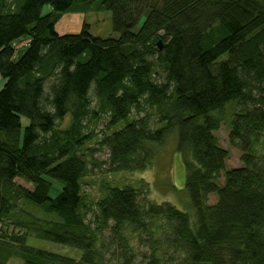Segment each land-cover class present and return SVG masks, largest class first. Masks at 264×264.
Here are the masks:
<instances>
[{"label":"trees","instance_id":"trees-1","mask_svg":"<svg viewBox=\"0 0 264 264\" xmlns=\"http://www.w3.org/2000/svg\"><path fill=\"white\" fill-rule=\"evenodd\" d=\"M92 11L113 14L118 39L92 36L87 23L57 34L64 15ZM0 76V264H135L133 241L147 248L144 264H264V0H0ZM232 104L229 143L242 166L227 170L214 133ZM133 112L145 116L119 129ZM103 117L98 146L113 174L151 169L153 148L177 132L193 217L104 184L86 221L85 152ZM28 237L82 256L37 250Z\"/></svg>","mask_w":264,"mask_h":264},{"label":"rangeland","instance_id":"rangeland-1","mask_svg":"<svg viewBox=\"0 0 264 264\" xmlns=\"http://www.w3.org/2000/svg\"><path fill=\"white\" fill-rule=\"evenodd\" d=\"M50 11V7L44 9V14ZM86 22L90 26V34L94 37L99 38H113L118 39L119 34L113 30V14L108 11H92L86 15ZM71 33H75L73 29L70 30ZM81 30L76 32L79 34ZM94 88V87H93ZM92 107L98 108V100L94 95V91L91 93ZM239 107L237 104H232L227 106L224 110V123L222 124L219 131L215 132L214 135L217 138L218 144L221 148L228 151L229 157L226 162V169L231 170L242 166L241 153L232 148L229 143L230 127L229 123L234 113L238 111ZM152 119L153 128L157 129L156 121L157 117L153 110L148 111ZM145 116L141 114L138 116L135 112L132 113V117L127 121L123 122L119 129L124 127L128 121L136 120L138 117ZM107 122V118L103 117L100 123L95 128V133L97 138L90 144H88V151L85 152L86 159L89 162L90 173L81 182L82 195L85 200L86 207L84 212L86 214V221L89 223H94L97 218V210L95 204L103 197L104 193L102 191L103 185L108 184L113 187H133L140 192L139 201L143 207H148L150 204H161L164 202L171 203L178 210L189 213L192 217L194 216V210L191 206V201L189 195L184 187L185 182V166L184 161L188 158H183L176 152L177 148V132H172L165 142L161 146H155L154 149V163L151 169L145 172L139 173H120L113 174L109 172L108 169V158L109 152L106 148H101L98 146L100 138L106 133L104 130V125ZM70 124V118H66L62 128H66ZM93 128V127H92ZM93 150H97L94 153V159L89 156ZM96 165H93L92 161ZM16 183L26 189L33 190L34 186L32 184L26 183L22 179H17ZM224 183V174L221 175L220 184ZM148 184V185H147ZM175 187V188H174ZM62 186L58 182H54V189L51 197L58 196L61 191ZM217 196L210 195L208 203L214 205L217 203ZM21 208L28 213L41 218L48 219L45 213L33 206L25 205ZM22 215H19L21 217ZM23 220H29L28 217H23ZM106 237H108V232H106ZM134 247L138 257L135 264H144L142 254L147 252V248L137 245L133 241ZM27 246L41 250L47 253H52L58 256L67 257L74 260H80L82 253L81 251L70 248L63 245L54 244L51 242H46L43 240L36 239L34 237L27 238ZM8 264H24L20 259L13 258Z\"/></svg>","mask_w":264,"mask_h":264},{"label":"crops","instance_id":"crops-1","mask_svg":"<svg viewBox=\"0 0 264 264\" xmlns=\"http://www.w3.org/2000/svg\"><path fill=\"white\" fill-rule=\"evenodd\" d=\"M86 15L87 14H80V13L64 15L62 19L60 20V22L55 27L57 34L59 35L76 34V32L81 30L83 23H87ZM72 29L76 32L71 33L70 30ZM5 83H6L5 79H3L0 76V91L3 89Z\"/></svg>","mask_w":264,"mask_h":264},{"label":"built area","instance_id":"built-area-1","mask_svg":"<svg viewBox=\"0 0 264 264\" xmlns=\"http://www.w3.org/2000/svg\"><path fill=\"white\" fill-rule=\"evenodd\" d=\"M26 44H27V43H26V42H24V43H23V44H21V45H20V44H19V45H17V46H16V48H20V47H22V46H25Z\"/></svg>","mask_w":264,"mask_h":264},{"label":"water","instance_id":"water-1","mask_svg":"<svg viewBox=\"0 0 264 264\" xmlns=\"http://www.w3.org/2000/svg\"><path fill=\"white\" fill-rule=\"evenodd\" d=\"M158 47H159L160 50L162 49V41H159Z\"/></svg>","mask_w":264,"mask_h":264}]
</instances>
